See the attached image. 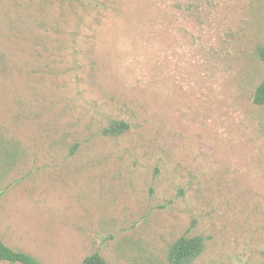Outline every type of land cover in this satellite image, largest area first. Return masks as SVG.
Returning a JSON list of instances; mask_svg holds the SVG:
<instances>
[{
	"label": "rangeland",
	"instance_id": "rangeland-1",
	"mask_svg": "<svg viewBox=\"0 0 264 264\" xmlns=\"http://www.w3.org/2000/svg\"><path fill=\"white\" fill-rule=\"evenodd\" d=\"M260 46L264 0H0L2 241L168 264L200 235L190 264H264Z\"/></svg>",
	"mask_w": 264,
	"mask_h": 264
},
{
	"label": "trees",
	"instance_id": "trees-1",
	"mask_svg": "<svg viewBox=\"0 0 264 264\" xmlns=\"http://www.w3.org/2000/svg\"><path fill=\"white\" fill-rule=\"evenodd\" d=\"M257 57L264 65V46L257 47ZM252 101L256 105H264V76L256 86ZM128 123L122 120H112L103 130V134L117 136L128 130ZM204 249V238L200 235H182L172 242L166 252L168 264H190L198 258ZM0 260L10 264H43L32 255L15 250L6 245L0 238ZM81 264H107L97 252L86 255Z\"/></svg>",
	"mask_w": 264,
	"mask_h": 264
}]
</instances>
